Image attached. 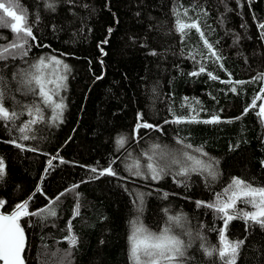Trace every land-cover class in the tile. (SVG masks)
Wrapping results in <instances>:
<instances>
[{
    "label": "trees",
    "instance_id": "16d2710c",
    "mask_svg": "<svg viewBox=\"0 0 264 264\" xmlns=\"http://www.w3.org/2000/svg\"><path fill=\"white\" fill-rule=\"evenodd\" d=\"M3 2L7 5L9 0ZM12 3L17 14L26 12L37 39L30 40L32 47L27 56L0 60L4 107L24 113L14 123L0 120V158L5 165V174L0 178V199L6 201L3 210L9 212L24 200L39 183L41 174L39 186L44 194L36 191L32 195L30 211L45 207L48 198L79 185L75 192L61 197L56 217L33 216L21 221L27 237L26 264H134L128 237L131 222L137 216L157 232L168 224V216H181L186 227L181 230L185 256L180 262L223 264L218 252L212 256L205 252L220 246L223 220L213 209L198 207L196 201L213 202L215 194L221 193L233 177L257 188L264 187V119L257 115L264 99L257 100L256 107L242 115L264 87V79L236 85V93L230 91L233 85L221 82L252 81L264 74V29L258 27L264 23V0ZM49 4L53 7L49 8ZM178 18L184 22L199 19L201 30L222 57L219 63L223 69L213 62L214 58L204 59L199 54L195 60L191 58L190 53L207 56L208 50L194 29L185 36L176 30ZM8 20L11 22L10 17ZM106 38L109 42L101 44ZM14 39L10 26L0 27V46ZM52 54L65 58L71 66L63 89L66 107L62 121H54L51 109L45 108V120L33 125L28 133L35 139L20 140L18 128L30 119L25 106L37 103L39 97L20 83L19 74L29 71L39 57ZM201 64L207 71L190 75ZM208 72L219 79H210ZM98 76L103 78L96 79ZM260 95L264 97V93ZM196 100L200 102L197 111L204 109L200 119L218 114L221 121L232 122L165 124L166 120H173V113L188 116V105ZM138 113L143 114L144 121L162 126L163 131L140 129L135 138L133 128ZM120 137L125 140L123 147L116 143ZM12 139L25 145L24 149L7 142ZM178 139L193 148L203 147L208 153L203 159L219 162V175L213 178L207 173H192L187 179L165 175L153 181L126 170L133 164L126 160L129 152H140V147L152 142L176 152L183 147ZM57 150L60 154L53 166L48 165V171L42 173ZM147 153L152 154V150ZM143 157L147 160V156ZM113 160L116 177L93 179L98 173H92L90 167L106 168ZM155 162L163 163L159 156ZM129 192L144 193L142 211L139 201L133 203L136 196ZM76 193L80 215L73 219ZM237 207L252 210L242 203ZM70 219L79 243L66 256L69 244L64 237L68 235L66 225ZM227 239L243 241L235 264H264V227L260 224L232 220L227 227Z\"/></svg>",
    "mask_w": 264,
    "mask_h": 264
},
{
    "label": "snow or ice",
    "instance_id": "6c2138e0",
    "mask_svg": "<svg viewBox=\"0 0 264 264\" xmlns=\"http://www.w3.org/2000/svg\"><path fill=\"white\" fill-rule=\"evenodd\" d=\"M52 8L53 5H47ZM14 7L12 0L6 5L3 0H0V27L10 26L11 31L15 35V39L10 44L0 46V60H6L9 57L15 58L20 55L21 58L27 56L28 51L31 49V41H36V36L33 33L32 26L29 24L26 12L23 14H17L13 11ZM6 14V15H5ZM206 14V13H205ZM184 15L187 16V10H185ZM11 18V22L8 18ZM260 29H264V23L258 25ZM195 30L200 39L203 41V46L208 50V55L205 56L203 53H190L189 55L193 60L196 58V54L203 56L204 59L214 58V63H219L222 57L218 54L217 50L208 41L204 32L201 30L199 19H193L191 22H184L181 19L176 21V30L181 33L182 36L187 35L191 30ZM109 34H111L112 29L110 28ZM264 35V33H262ZM109 41L106 38L101 41V44H107ZM40 46V45H37ZM101 53H104L103 48L100 49ZM101 63H103L101 61ZM219 67L223 69V64L219 63ZM48 69V72L44 70ZM55 69V71H51ZM70 71L68 65L64 63L57 56H41L38 60L30 65L29 71H24L20 73V83L24 85L28 91L33 95L39 97V101L32 105L25 106V111L27 112L30 119L23 122L22 126L18 128L20 133V140L35 139V136H30L28 133L32 131V126L41 123L45 120L44 109L48 108L52 111V119L54 121L61 120L63 116V110L66 105L63 103V98L60 97V90L66 87L65 81L67 80L66 73ZM207 71L206 67L201 64L199 70L190 73L192 76H198L201 73ZM225 71H227L225 69ZM208 77L213 80H218L219 77L213 75L211 72L207 73ZM231 77V73H228ZM102 76L96 77V79H102ZM264 79V74H260L254 77L252 81H233L232 79L222 80V83L233 85L230 91L233 93L237 92L236 85H244L245 83L255 82V80ZM264 93V87L253 97L252 103L246 106L243 110L242 115L247 114L250 108L256 107V101L259 99H264L260 95ZM187 102V98H185ZM200 102L198 100L194 101V104H189L190 114L188 116H176L173 113L172 121H165L167 123H203V124H219L221 122L231 123V120L221 121L218 114H210L208 119H200V111H204L200 108L197 111L196 106H199ZM43 105V107L41 106ZM171 111V110H170ZM24 113H17L16 111H9L8 108L4 107V92L0 91V120L5 122L12 121L15 122L20 115ZM258 116L264 117V103L259 105ZM241 117H236L235 119H240ZM137 124L136 131L140 129H156L163 131L162 126L148 123L143 120V114H137ZM14 146L24 149L25 145L18 143L16 139L7 141ZM116 143L123 147L125 140L120 137ZM177 143L181 144L183 147L176 152H170L166 146H161L159 144L152 145V154L144 153L147 156L146 169H141V164L139 160H136L134 164L127 166V171L136 177H143L146 179H151L153 181H158L164 178L165 175H173V178L184 177L187 179L192 173H198L204 175L207 173L208 176L216 178L218 173V161L214 158H209L208 160L202 157H207L203 147L193 148L191 144L185 143L183 140L178 139ZM36 151L35 148L31 149ZM195 153H199L197 156ZM156 156H159L163 163L155 162ZM58 157H53L48 161L49 168L53 166V160ZM61 163H64L63 159ZM115 160L109 163L106 168H96L90 167L92 173H98L93 177V179H99L105 175L116 177L118 173L113 169L112 164ZM264 164V161L261 162ZM175 168V171H173ZM47 172L48 169H45ZM5 174V165L3 159L0 158V178ZM85 183V181H81ZM79 187L78 184L72 185L70 189H65L64 192L59 193L54 198H48L49 203L40 209L35 211L29 210V204L32 200V196L28 199L17 203L11 212H6L0 210V264H26L25 252H26V235L25 229L22 226L21 221L26 217L38 216L41 219H47L48 217H56L57 211L56 207L61 197H63L68 192H75ZM37 191L42 195L43 189L37 186ZM127 191V189H126ZM129 195H135L136 200L133 203L139 201V209H143L144 193H132ZM167 193L164 194V198H167ZM77 203L73 210V219L80 215L79 209V193H76ZM245 204L251 207L252 210L245 211L242 208H238V204ZM6 201L0 199V209H3ZM198 207L204 206L213 209L218 215H220L223 220V227L220 231V246L218 248H213L212 250L205 249L208 256H212L214 252H218L220 259L223 264H235L236 256L239 251L243 241H229L227 239V227L232 220L242 219L245 222L251 221L253 223H258L264 227V187H254L247 181L239 178L233 177L229 185L223 189L221 193L215 194V200L211 203H205L203 201H196ZM167 212V209H165ZM181 216H168V224L165 227L157 231H152L147 228L143 222L140 220L139 216L131 222L132 231L131 235L128 237L130 244V259L134 261V264H180V258L185 256V246L184 242L178 235L173 234V226L183 227L181 223ZM68 235L64 237L69 244V249L65 253L66 256L71 255V249L78 246L79 238L73 231L72 219H70L66 225ZM53 256L56 253H52Z\"/></svg>",
    "mask_w": 264,
    "mask_h": 264
},
{
    "label": "rangeland",
    "instance_id": "374dc122",
    "mask_svg": "<svg viewBox=\"0 0 264 264\" xmlns=\"http://www.w3.org/2000/svg\"><path fill=\"white\" fill-rule=\"evenodd\" d=\"M264 46V45H263ZM50 56H57L59 59H61L64 63H66L67 65H68V67H69V69H70V71H71V66H70V64L67 62V60L65 59V58H61V57H59L58 55H56V54H52V55H50ZM44 57H48V56H45L44 55ZM37 61V60H36ZM45 72H48L49 70L48 69H45L44 70ZM51 71H55V69H51ZM70 71H68L67 73H66V75H67V77H68V75H69V73H70ZM65 84H66V81H65ZM65 88V87H64ZM63 88V89H64ZM63 89H61L60 90V93H59V95H60V97H62L63 98V103L65 102V100H66V96H64V94H63ZM152 145H156L155 143H147L146 145L144 144L142 147H140V152H138L137 150H133V151H131V152H129L128 153V156H127V158H126V160H128V161H132L133 162V164H134V162L136 161V160H139V162H140V164H141V169L142 170H145L146 169V164H147V160H145L144 159V153H147V152H149V151H151L152 150ZM57 157V156H56ZM147 227V226H146ZM183 227H186L184 224H183ZM148 228V227H147ZM182 230V227H178V226H173V234H175V235H178L179 237H180V239H182L183 240V232L181 231ZM131 231H132V226H131V229H130V234H129V236L131 235ZM185 232L187 233V234H189V231H188V228H185ZM183 242H185L184 240H183ZM180 264H185V263H183V262H180Z\"/></svg>",
    "mask_w": 264,
    "mask_h": 264
},
{
    "label": "water",
    "instance_id": "95a60500",
    "mask_svg": "<svg viewBox=\"0 0 264 264\" xmlns=\"http://www.w3.org/2000/svg\"><path fill=\"white\" fill-rule=\"evenodd\" d=\"M137 124V123H136ZM136 124L134 125V130L136 129ZM134 137L135 138H137V133H136V131H134ZM64 145V144H63ZM62 145V146H63ZM61 146V147H62ZM60 147V148H61ZM60 153H59V150H57L56 152H55V154H54V157L55 156H58ZM48 166V163L44 166V168H43V171H42V173L44 172V170L46 169V167ZM41 179H42V174L40 175V181H41ZM40 181H39V183L37 184V186H39V184H40ZM37 186L33 189V191L24 199V200H26V199H28L29 198V196H32L36 191H37ZM23 201V200H22ZM0 210H3V209H0ZM12 210H10L9 212H11ZM26 235V234H25ZM26 240H27V237H26Z\"/></svg>",
    "mask_w": 264,
    "mask_h": 264
}]
</instances>
